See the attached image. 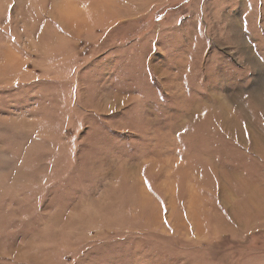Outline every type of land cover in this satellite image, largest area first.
<instances>
[{
    "label": "rangeland",
    "instance_id": "rangeland-1",
    "mask_svg": "<svg viewBox=\"0 0 264 264\" xmlns=\"http://www.w3.org/2000/svg\"><path fill=\"white\" fill-rule=\"evenodd\" d=\"M0 264H264V0H0Z\"/></svg>",
    "mask_w": 264,
    "mask_h": 264
}]
</instances>
